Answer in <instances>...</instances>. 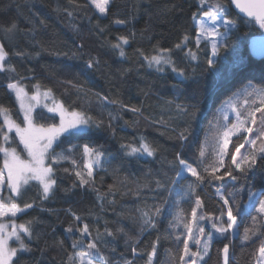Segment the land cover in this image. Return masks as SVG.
Segmentation results:
<instances>
[{"label":"trees","instance_id":"obj_1","mask_svg":"<svg viewBox=\"0 0 264 264\" xmlns=\"http://www.w3.org/2000/svg\"><path fill=\"white\" fill-rule=\"evenodd\" d=\"M86 3L87 0L73 3L69 0H0V44L8 53L7 64L15 68V72H0V104L11 108L14 118L18 117L22 123L14 97L7 88L9 77L19 80L29 93L35 91V84L41 86L42 92L51 89L66 105L102 121L99 129L93 127L90 132L70 140L62 137L64 142L55 151L66 150L69 144L77 145L78 151L70 155L82 168V146L88 144L99 148L108 160L103 167L95 169V190L89 185L80 186L75 169L68 161L55 166L56 185L47 199H41L37 185L27 187L18 204L34 206L18 214L16 222H32L31 241L24 237L31 251L22 253L16 264H66L69 254L87 250V236L83 237L84 246L72 247L74 240L81 239L77 229H82L84 224L89 226L94 241L97 230L104 233L106 227L113 232L117 228L124 229V234H117L115 239L105 235L108 243H100L105 264H124L125 260H132L131 245L136 243L137 237V247L151 251L150 246L157 236L160 239L153 264H173L170 252L174 254L177 248L183 247L182 242L178 243L175 236L170 235L184 233L182 226L176 229L169 226L178 209L174 204L165 205L157 228L148 229L142 235L137 209L146 210V206L159 202L154 191L155 181L169 183L175 176L177 152L195 165L200 141L216 121L218 107L224 100L245 85H264V58L252 59L247 49L249 38L260 32L255 25L247 26L245 19L234 13L228 0L230 11L226 18L236 19L238 29L226 41L227 48L219 49L215 66L209 68L207 42H201L199 48L195 44L197 29L193 13L198 18L202 16L198 0H113L107 17H100L91 6L84 7ZM116 19L126 23L117 25ZM13 23L16 29L6 32ZM185 34L190 37L186 46L176 48ZM119 36L129 38V43L122 45L124 57L120 56V49L112 47L119 42ZM159 48L172 50L171 59L185 72V77L172 72L170 67L157 72L155 67L150 68L145 63L141 52L153 55ZM189 49L197 54L196 60L185 55ZM90 60L93 68L88 67ZM101 97L118 100L125 107L107 103ZM178 103L195 104L196 119L192 121L190 117L178 115ZM128 107H136L139 112L128 111ZM45 115L49 114L45 112ZM0 124H3L1 119ZM189 125L192 134L182 142L180 132ZM142 138L155 148L154 156H126L121 145L138 146ZM11 146H16L24 156L16 139ZM64 168L70 171L65 172ZM234 175L239 177L236 182L226 177L197 188L207 211H217V185L225 192L239 183L250 185L256 192L264 191V167L258 165L247 180L239 172ZM242 200L247 201L246 192ZM193 204L194 198L183 207L190 212ZM72 213L81 220H75ZM201 223L206 231H214L207 221ZM250 223L249 216L240 217L239 234L230 241L214 234L210 253L201 264H223L219 250L225 243H230V264H254L253 253L264 241V234L242 243L243 230ZM70 226L71 233L66 231ZM190 247L195 250L191 241ZM146 261V254L135 258V264H146Z\"/></svg>","mask_w":264,"mask_h":264},{"label":"snow or ice","instance_id":"obj_2","mask_svg":"<svg viewBox=\"0 0 264 264\" xmlns=\"http://www.w3.org/2000/svg\"><path fill=\"white\" fill-rule=\"evenodd\" d=\"M69 2L73 3L74 0H69ZM112 3L113 0H87L84 7L91 6L100 17H107ZM198 5L202 16L198 18L197 14L193 13L197 29L195 42L197 48L200 47L202 40L211 44L212 56L209 57L207 63L208 67L212 68L220 54L219 49L227 48L226 41L233 31L238 29V23L236 19L226 18L230 11L228 0H198ZM231 5H234L242 17L246 18L244 23L247 26L255 25L260 30H264V0H231ZM68 15L71 16L72 13L69 12ZM115 23L124 25L126 21L116 19ZM15 29L16 24L13 23L5 31L10 33ZM117 39L119 42L112 47L120 49V56L124 57L125 52L122 45L128 44L129 38L119 36ZM189 39L190 37L185 34L183 40L175 47L182 49ZM171 51V49L159 48L153 55H145L143 52L141 55L145 63L150 68L155 67L157 72H163L167 66L172 72L185 77V72L178 69L171 59ZM17 54L24 55V53ZM185 55L192 60L197 59V54L191 49ZM7 56L5 47L0 44V72H15V68L7 64ZM88 67H94L93 61H88ZM7 88L14 94L23 120L22 123L19 122L18 117L14 118L11 108L0 104V119L3 120V124H0V154L3 156L2 167H0V264H16V259L22 253L31 251L24 237L31 241L32 222H16L18 213L23 214L34 206L29 203L20 207L18 204L19 198L31 182L39 185L42 191L41 199H47L56 185L55 166L68 161L75 169L80 186L93 187L95 169L103 167L108 160L99 148L88 144L82 146V168L79 161L70 155L78 151L77 145L69 144L66 150L59 153L55 151V148L60 147L64 140L88 133L93 127L99 129L102 121L94 119L82 110L66 105L53 95L51 89L42 92L39 84L33 85L35 91L29 94L19 80H12L9 77ZM101 99L107 103L125 107L118 100H108L107 97H101ZM42 101H50V103ZM168 103L171 104L172 101ZM41 107L49 115H45L43 111H36ZM127 110L134 113L139 112L136 107H128ZM228 110L234 113V119L229 118ZM197 111L195 104H176L177 114L190 117L192 121L196 119ZM109 115L111 116V113ZM57 117L58 123L56 122ZM40 121H49V123L45 124ZM13 132L15 137L9 135ZM191 134L192 129L189 125L180 132L179 138L183 142ZM62 137L64 140L61 139ZM15 139H18L19 144L23 146L27 158H22L17 147L11 146ZM121 148L129 157L144 155L152 157L155 154V148L143 138L138 146L122 144ZM242 149L244 151H241ZM176 161L178 167L174 165L175 176L169 183L159 179L155 181L154 191L157 192L159 202L146 206V210L137 209L140 212L141 235L148 229L157 228L158 218L164 214L165 205L174 204L178 209L173 220L169 222V226L173 229L182 226L184 233L173 232L170 235H174L178 243L182 242L183 247L177 248L174 254L170 252L173 264H201L210 253L212 242L215 239L214 234H219L221 238L230 241L239 234V218L245 215L250 217L251 223L243 230L242 243L258 234H264V191L254 192L250 185L239 183L234 185L230 191L225 192L217 185L215 186L217 211L212 212L205 209L203 198L197 194V188H201L205 183L211 185L213 180L223 181L226 177L236 182L239 177L234 175V172H239L247 180L249 174L258 165L264 167V85H246L224 102L222 109H218L216 121L210 125L205 138L200 141L195 165L184 159L180 152L176 154ZM64 171L70 170L64 168ZM185 173L194 180L188 181ZM93 190H95L94 187ZM161 192L166 195H161ZM245 192L246 202L242 200V194ZM99 198L103 199L102 196ZM193 198L194 204L189 212L183 205L190 203ZM72 215L75 220H81V217L75 213ZM6 217L9 218L7 221L4 220ZM201 221H207L214 231H206ZM66 231L71 233L73 228L70 226ZM77 231L80 232L81 239L73 241V249L84 246L83 237L87 236L88 242L85 246L87 250L69 254L66 264H105L106 257L100 247V243H108L104 236L115 239L117 234H124L123 228H117L113 232L106 227L104 233L97 230L94 241L87 224ZM229 233L232 236L227 235ZM159 239L160 237L157 236L150 246L151 251H147L137 247L139 243L137 237L136 243L131 245L133 259L125 260L124 264H135V258L144 254L147 255L146 264H153ZM10 241L16 246H13ZM190 241L195 245V250L190 247ZM113 251H115L114 248ZM219 251L222 253L223 264H230V243H225ZM253 258L254 264H264V241H261L259 248L253 253Z\"/></svg>","mask_w":264,"mask_h":264},{"label":"water","instance_id":"obj_3","mask_svg":"<svg viewBox=\"0 0 264 264\" xmlns=\"http://www.w3.org/2000/svg\"><path fill=\"white\" fill-rule=\"evenodd\" d=\"M229 3L236 15H238L242 19H246L242 17V14L238 12L234 5H231V0H229ZM259 32V34L250 37L247 43L248 53L254 60H260L264 58V30L259 29Z\"/></svg>","mask_w":264,"mask_h":264},{"label":"rangeland","instance_id":"obj_4","mask_svg":"<svg viewBox=\"0 0 264 264\" xmlns=\"http://www.w3.org/2000/svg\"><path fill=\"white\" fill-rule=\"evenodd\" d=\"M221 31H223V29H221ZM196 39V38H195ZM201 42H203V40L201 41ZM205 42H207V41H205ZM195 44H196V42H195ZM207 44H208V47H209V51H210V56L209 57H211L212 56V47H211V44L210 43H208L207 42ZM166 68H169V67H167V66H165ZM249 85V84H248ZM246 86V85H245ZM245 86H243L242 88H240V89H238L237 91H235L234 93H237L239 90H242ZM234 93L230 96V97H233L234 96ZM29 94H31V93H29ZM12 95H13V97H14V100H15V96H14V94L12 93ZM229 97V98H230ZM229 98H227L226 100H224L221 104H220V106L218 107V109H222V105L224 104V102L225 101H227V100H229ZM43 103H50V101H42ZM15 103H16V105H17V108H18V112H19V114H20V110H19V107H18V104H17V102H16V100H15ZM38 109H41V110H44L45 112H46V110L45 109H43L42 107L41 108H38ZM37 110V109H36ZM228 116H229V118L230 119H234V113H232L231 112V110H228ZM21 116V118H22V120H23V117H22V115H20ZM218 116V115H217ZM2 120V119H1ZM56 122L58 123L59 122V119H58V117H57V120H56ZM223 122V121H222ZM2 123H3V120H2ZM10 136H13L14 135V137H15V133L13 132V133H10L9 134ZM16 141L19 143V140L18 139H16ZM22 146V145H21ZM22 150H23V154H24V156L22 157V158H27V154L24 152V149H23V146H22ZM0 156H1V163H0V167H2V160H3V156H2V154H0ZM147 155H144V156H140V157H146ZM85 172H86V170H85ZM186 177H188V178H193V177H191V176H188L187 175V173H185L184 174ZM194 179V178H193ZM31 184H35V185H37L38 187H39V185L38 184H36V182H31ZM40 189V188H39ZM40 191H41V189H40ZM254 192H256V191H254ZM41 193H42V191H41ZM19 214V213H18ZM9 218H4V220L5 221H7ZM9 230H10V226H9ZM10 243H12L11 241H10ZM14 244V243H13ZM194 245V244H193Z\"/></svg>","mask_w":264,"mask_h":264}]
</instances>
